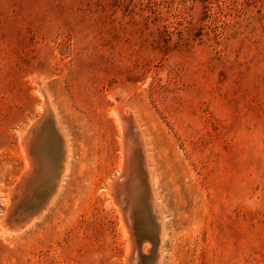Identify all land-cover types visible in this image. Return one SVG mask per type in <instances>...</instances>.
Returning <instances> with one entry per match:
<instances>
[{"label":"rangeland","instance_id":"1","mask_svg":"<svg viewBox=\"0 0 264 264\" xmlns=\"http://www.w3.org/2000/svg\"><path fill=\"white\" fill-rule=\"evenodd\" d=\"M115 93L142 135L155 229L130 207L141 253L162 226L158 264H264V0H0V264H126L107 193L122 165ZM44 108L34 142L58 157L62 134L66 170L12 233L22 142Z\"/></svg>","mask_w":264,"mask_h":264},{"label":"bare ground","instance_id":"2","mask_svg":"<svg viewBox=\"0 0 264 264\" xmlns=\"http://www.w3.org/2000/svg\"><path fill=\"white\" fill-rule=\"evenodd\" d=\"M36 82L38 83L37 80H36ZM38 90L40 92V95L43 96L44 104H46V106H47L48 100H47L45 94L40 89H38ZM119 95H118V93H115V97L119 100L117 101L118 103L116 102L117 104L115 103L116 106L114 107L113 111H114V113H115V115L119 121V125H120L119 128L121 129L120 131L122 132V134H121L122 135V139H121V142H122V151H121L122 152V165L120 166L121 169L119 170L120 172L117 173L116 178L112 182H110L111 183L110 188L108 187L109 189L107 190V193H108V195H110V198H112L113 203H115V205L117 206V209L121 213L124 228L126 229V231L128 233L129 245L131 246V249H132L135 241L133 239V230H132V227L130 224L131 222H130V218H129V217H131V211H130V216L128 214L130 207H134L136 209L138 208L141 211H142V209H145V212H146V215L148 218L147 219L148 224L150 225L151 228H154V224H153V217L154 216H152V213H151V210L153 208L150 209L149 197L146 194L145 183H144V181H146V178L144 175L145 174L144 169L142 168V156H141L142 150H140L142 135L140 133L136 132V130H135L136 126L134 125L135 123H134L133 117L130 115H127V113L123 112V103H122L123 100H120L121 95L120 96ZM46 108H48V107H46ZM43 110L44 111H42V116L36 122H34L33 126H32V124L30 125V126H32L31 129L28 128L29 132H30L29 136L27 135V138L24 139L22 142V148L24 149L23 151L26 152L25 157L27 155V158H28L29 169L28 168L25 169L26 172L23 173V175L21 177L22 179H20L21 181L19 180L20 182H19V185L17 188V193L13 197H11V195H10V197L12 198V202L10 203L11 205L9 204L10 206L8 205L7 209L8 210H10V209L14 210L17 207L16 202H18V200L20 198H21V202H23L22 196L24 195L25 191L29 190L28 189V182L31 181V183H32V178L35 181L38 180L40 182V183L38 182V184L36 186L38 188L37 189L38 191H36V190L32 191V192H34L32 200L30 199L31 201L27 202L26 204L19 205L17 207L18 210L16 212L14 211L12 213V215L10 216V219L7 220V222L8 221L10 222V224L7 226L10 227L9 231L12 233L13 232L14 233L19 232L22 229L29 227L36 219H38L44 213L45 209H47V206L53 200L56 191H58L59 183H60V181H61V179L65 173V170H66L67 159L69 156V153H68L69 149H68V145L66 144L65 138H64V136H62L61 133L60 134H61V138H62V147H61V150H59V154H58L59 156L58 157H56V153L54 154L53 152H51L52 155H49V152L47 153L46 150H42L43 148L42 149L40 148L39 142H37L39 144L35 143L36 142L35 140H37V137L40 134L44 135L43 134L44 130H43L41 124L45 121L44 119L48 118L47 115L49 113H47L48 109L44 108ZM46 121H49V120H46ZM50 127H52V126H50ZM50 129H52V128H50ZM59 132H61L60 128H59ZM124 133L127 134L128 144L133 145L135 143V145H136L133 149L131 148L132 149L131 150V152H132L131 158H130L131 162L129 160L126 162L127 150H126V147L124 145V141H125V138H124L125 134ZM25 134H27V133H25ZM52 137H54L53 133H52ZM19 141H21V140H19ZM32 145H33V148L31 147ZM33 150L37 151L36 154L34 153ZM39 162H41L40 165H39ZM123 167H127V169L125 171V176H124L126 182L125 183L123 182V184H119L118 187L116 188L114 182L116 181L117 177H119V175H121V172L123 171ZM37 168H39V171L41 170L43 172V175H41L42 172H39L37 170L39 172V174H38V176L35 177L34 173H35ZM41 168H43V169H41ZM35 181H33L34 182L33 186L35 184ZM30 187H32V186H30ZM27 192L29 193V191H27ZM8 193H11V192H8ZM23 197H25V196H23ZM24 202H26V201H24ZM141 213H143V212H141ZM19 215H20V218H18L19 220H16V217H19ZM134 215L132 214V216H134ZM144 221H145V219H144ZM2 222H4V221H2ZM149 225H145V226H149ZM155 225H156V223H155ZM161 227L162 226H159L158 228H156L155 236L153 237V240L150 241V243L153 244L156 237L159 239V243H158V244H160V245H158V257L159 258L157 257L155 262H153V260L152 261H146L144 264H158L159 263V259L161 257V239H162ZM152 231H153V229L151 230V232ZM154 232H155V230H154ZM146 251H148V249ZM130 252L131 253L128 256L129 257L128 260L125 261L126 264H133L134 263V261H133L134 258H132V251H130ZM149 258H151V256H149Z\"/></svg>","mask_w":264,"mask_h":264},{"label":"water","instance_id":"3","mask_svg":"<svg viewBox=\"0 0 264 264\" xmlns=\"http://www.w3.org/2000/svg\"><path fill=\"white\" fill-rule=\"evenodd\" d=\"M124 138H125V141H124V145L126 147V150H127V154H126V162L130 160L131 158V150L136 146L135 143L133 145H129L128 144V140H127V134L124 133ZM138 147V146H137ZM132 148V149H131ZM127 167H123V171L121 172V175H119V177H117L116 181L114 182L116 188L118 187L119 184H123V182L125 183L126 180L124 178L125 176V171H126ZM21 198L18 200L17 203V207L21 204ZM15 203V204H16ZM15 208L14 210L13 209H10L7 211H5V216L3 217L4 219L6 220H9L10 219V216L12 215V213L15 211L18 210V208ZM143 239L142 237H139V238H135V243H134V246L132 248V258H134V263L133 264H144L146 261H152L155 262V260L157 259L158 257V243H159V239L156 237L155 241L153 244H151L149 242V245H150V248H148V251L146 254H143L141 253V250H140V244L141 242H143ZM149 256H151V258H149Z\"/></svg>","mask_w":264,"mask_h":264},{"label":"crops","instance_id":"4","mask_svg":"<svg viewBox=\"0 0 264 264\" xmlns=\"http://www.w3.org/2000/svg\"><path fill=\"white\" fill-rule=\"evenodd\" d=\"M50 154V153H49ZM49 161V160H48Z\"/></svg>","mask_w":264,"mask_h":264}]
</instances>
